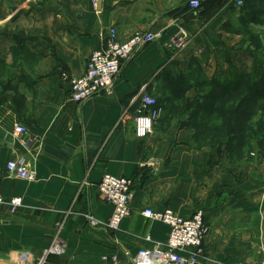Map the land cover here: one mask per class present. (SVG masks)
<instances>
[{
	"label": "crops",
	"instance_id": "1",
	"mask_svg": "<svg viewBox=\"0 0 264 264\" xmlns=\"http://www.w3.org/2000/svg\"><path fill=\"white\" fill-rule=\"evenodd\" d=\"M109 29L119 41L137 32L159 38L124 64L111 96L77 104L69 80ZM180 31L188 42L179 50L172 40ZM233 71L263 74L264 0H200L197 11L187 0H102L99 11L91 0H0V191L22 200L13 214L0 207V261L41 264L66 217L64 254L42 264H131L168 236V226L142 215L150 208L182 218L202 213V264H261L264 148L239 161L224 146H197L188 115H160L149 136L134 134L142 89L158 97L171 89L168 79L182 77L184 99L169 105L193 107L213 78ZM17 126L26 133L17 136ZM19 158L29 161L33 182L5 171ZM104 174L133 181L130 216L115 233L84 217L104 223L112 214L97 190Z\"/></svg>",
	"mask_w": 264,
	"mask_h": 264
},
{
	"label": "built area",
	"instance_id": "2",
	"mask_svg": "<svg viewBox=\"0 0 264 264\" xmlns=\"http://www.w3.org/2000/svg\"><path fill=\"white\" fill-rule=\"evenodd\" d=\"M96 1L91 0L96 8ZM239 4V3H238ZM189 9L197 11L200 0H187ZM159 38V34L152 32H137L124 41H119L116 31L109 29L99 48L93 50L85 62L83 73L69 80V98L79 104L98 95L111 96L115 80L119 76L124 64L148 44ZM176 48L182 49L187 45L185 33L180 31L173 38ZM139 107L134 117V134L137 138L149 136L162 110L156 107V101L141 90L138 96ZM17 136L26 133V128L17 126L14 132ZM5 171L11 177L33 182L35 173L26 158L9 160L5 164ZM133 181L126 177H116L104 174L97 184L101 197L112 206V214L107 222H99L90 214H85L90 227L103 229L109 233L119 230L121 222L130 216L129 198ZM0 207H5L10 213H15L22 207L20 198L5 200L0 191ZM142 215L150 220L161 222L168 226L169 233L164 242H153L150 249L139 250L130 259L131 264H202L206 261L203 249L204 238L208 233L201 212H196L189 218H182L170 209L153 211L145 208ZM65 218L57 223L56 234L51 241L48 254L61 256L64 248L61 245L59 233L65 224ZM146 241H150L146 238ZM264 264V258L262 263Z\"/></svg>",
	"mask_w": 264,
	"mask_h": 264
},
{
	"label": "trees",
	"instance_id": "3",
	"mask_svg": "<svg viewBox=\"0 0 264 264\" xmlns=\"http://www.w3.org/2000/svg\"><path fill=\"white\" fill-rule=\"evenodd\" d=\"M183 79L181 77L175 81L167 80V84L171 87L168 91L180 94L174 95L172 101L184 99ZM168 100L170 99L159 100L156 104L157 108L162 109L161 116L167 119L188 115L189 123L197 129L193 140L197 146H224L232 158L238 160L241 154L252 153L254 146H258L261 151L264 148V126L260 124L261 119L264 118L262 116L264 112L259 110L260 106L255 104L256 101L254 102V100L264 101V71L258 80L253 75L239 74L234 71L228 78H213L206 94L201 97V103L193 107L192 105L172 106L166 104ZM163 107H166L165 110ZM171 108H177L180 113L169 117ZM253 119L251 127L247 128L245 124L250 120L252 122ZM253 125L258 126L255 128ZM249 130L250 132L246 135Z\"/></svg>",
	"mask_w": 264,
	"mask_h": 264
},
{
	"label": "rangeland",
	"instance_id": "4",
	"mask_svg": "<svg viewBox=\"0 0 264 264\" xmlns=\"http://www.w3.org/2000/svg\"><path fill=\"white\" fill-rule=\"evenodd\" d=\"M92 3V2H91ZM180 50V49H179ZM257 60H258V63L261 61L259 58H257ZM239 74H241V73H239ZM149 95V94H148ZM179 96L180 94L178 93V92H172L171 90L170 91H167V90H161V91H159L158 92V97H156V96H154V95H149L150 97H152V98H154L155 99V101H156V104H157V102L159 101V100H162V101H165L167 98H169L170 100H168L169 102L170 101H172V99H173V97H175V96ZM263 97V96H262ZM256 101V105H259L260 106V108H259V110H261V111H263L264 112V101H262V100H254V102ZM169 102L167 103L166 102V104H169ZM165 103V102H164ZM165 105V104H164ZM164 108V110H165V108L166 107H163ZM161 109V108H160ZM181 109V108H180ZM162 110V109H161ZM167 110V109H166ZM170 113H169V116H176L177 114H179L180 113V110H178L177 108H171V111H169ZM245 112V111H244ZM246 112H247V109H246ZM262 116H264V114L262 115ZM254 122V119H253V121L251 122V120L247 123V124H245V126L247 127V128H250L251 127V125H252V123ZM261 125H262V127L264 126V118L263 119H261V123H260ZM255 128L258 126V125H253ZM253 126H252V128H253ZM254 129V128H253ZM250 132V130L249 131H247L246 132V135L248 134ZM206 142H208V140H206ZM258 149V146H254L253 147V150L255 151V150H257ZM242 152H246V151H242ZM247 156H246V154L245 153H243V154H241L240 155V157H238L239 158V161H244L245 160V158H246Z\"/></svg>",
	"mask_w": 264,
	"mask_h": 264
},
{
	"label": "water",
	"instance_id": "5",
	"mask_svg": "<svg viewBox=\"0 0 264 264\" xmlns=\"http://www.w3.org/2000/svg\"><path fill=\"white\" fill-rule=\"evenodd\" d=\"M101 3H102V0H97V1H96V9H97L98 11H99L100 8H101ZM46 256H47V252L44 253V256H43V258H42V260H41V264L44 262ZM0 264H12V263H10V262H2V261H0Z\"/></svg>",
	"mask_w": 264,
	"mask_h": 264
}]
</instances>
